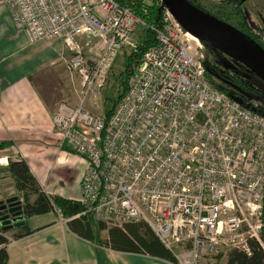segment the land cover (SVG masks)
I'll use <instances>...</instances> for the list:
<instances>
[{"label": "built area", "instance_id": "built-area-1", "mask_svg": "<svg viewBox=\"0 0 264 264\" xmlns=\"http://www.w3.org/2000/svg\"><path fill=\"white\" fill-rule=\"evenodd\" d=\"M2 2L31 40L61 39L71 53L79 102L58 104L52 124L62 145L87 163L75 216L144 224L174 258L169 264H206L224 248L250 255V241L264 253V115L209 82L204 45L161 0H143L156 6L152 21L146 7L138 14L119 0ZM137 26L154 44L126 92L109 116L88 109L87 101L99 107Z\"/></svg>", "mask_w": 264, "mask_h": 264}, {"label": "crops", "instance_id": "crops-1", "mask_svg": "<svg viewBox=\"0 0 264 264\" xmlns=\"http://www.w3.org/2000/svg\"><path fill=\"white\" fill-rule=\"evenodd\" d=\"M70 56L61 39L33 41L18 30L0 0V143L11 145L0 151L7 153L0 159L7 161L9 154L23 159L46 196L78 202L87 163L62 145L52 124L58 105L37 87L39 80L66 65ZM75 215L65 219L52 209L26 219L30 233L18 239L8 237L7 264H169L154 255L92 243H108L115 232L132 244L134 235L144 238L152 233L144 224L104 226L90 216Z\"/></svg>", "mask_w": 264, "mask_h": 264}, {"label": "trees", "instance_id": "trees-1", "mask_svg": "<svg viewBox=\"0 0 264 264\" xmlns=\"http://www.w3.org/2000/svg\"><path fill=\"white\" fill-rule=\"evenodd\" d=\"M121 3L132 6L138 14H141V9L146 7L149 10V17L146 18L147 21H152L157 16V9L155 4L145 5L143 4V0H119ZM199 9V7H198ZM202 10V9H200ZM204 12V11H203ZM228 11H223L220 13L222 20H216L218 25L225 31L230 32L236 39L244 42L245 34L244 31H247V27L245 25L240 24L235 28H232L228 25ZM211 15V14H210ZM212 16V15H211ZM154 44L152 35L149 31L146 32V37L141 40L135 48L130 52V54L125 59V69L124 73L126 74L125 80L123 81V86L120 95L117 98V101L127 90V82L128 78L132 72V68L134 64L137 63L139 57L145 52L149 47ZM205 48L214 53L215 51L207 44L203 43ZM215 54V53H214ZM204 67L206 72V77L209 82L218 90L225 92L232 99H235L228 92L227 86L221 82H218L214 77L216 75L223 77L226 80L231 81L234 84L239 85V87L246 92H250L252 95L259 97L264 100V93L258 89L248 88L246 83L244 82V77L237 76L232 73L230 68H223L217 63L216 59L212 60H204ZM252 75V74H251ZM253 76V75H252ZM238 100V99H237ZM116 101V102H117ZM239 101V100H238ZM115 102V103H116ZM241 104L247 106L248 108L264 115L261 111V108L250 104L248 100L243 99L240 101ZM114 103V104H115ZM113 104V106H114ZM112 106V108H113ZM112 108L106 111V116H109ZM11 145L9 142L0 143V151L9 148ZM7 165L0 168L2 171L8 174V176L13 180L15 189L21 195V210H22V220L23 224L21 226L15 227L13 230L14 233L9 234L12 239L21 238L23 235L29 234L30 230L27 226L26 219L36 216L46 214L52 209L59 211L63 218H69L75 214H78L82 211V206L79 202L66 200L64 198L54 196L48 197L45 193L42 192L40 187L38 186L35 178L30 173V170L23 159L19 160H11V158H7ZM34 197L32 201L31 198ZM3 206L2 200H0V207ZM1 212V210H0ZM263 222H264V203H263ZM130 224H125L124 227H127ZM105 226V224H104ZM104 226H99L98 229L103 228ZM19 231V232H18ZM8 231L0 228V264H7L8 255L5 249V245L8 243V237L5 236V233ZM262 235L264 237V227ZM92 243L100 245L104 248H109L113 250H123V251H131L139 254H149L154 255L168 263L174 262V258L172 255L163 247V245L159 242L157 238L152 233H146L144 238H140L134 235L132 240V244L126 237H120L117 233L112 232L110 234V241L108 243H102L100 240H93ZM250 255H246L245 253L238 251L236 249L229 250L226 254V259L224 264H264V253L260 246L255 241H250Z\"/></svg>", "mask_w": 264, "mask_h": 264}, {"label": "rangeland", "instance_id": "rangeland-1", "mask_svg": "<svg viewBox=\"0 0 264 264\" xmlns=\"http://www.w3.org/2000/svg\"><path fill=\"white\" fill-rule=\"evenodd\" d=\"M257 20L258 22H261V19L259 17L257 18ZM146 32L147 30L144 27L137 26L132 35L128 38L127 43L119 52L113 64V67L107 76L105 84L100 91V96L96 98V102L99 107H92L91 103L87 101L85 103V106L88 109L94 112H102L103 114H105L106 111L112 108L113 104L117 101V98L121 93L123 81L126 77V74L124 73V61L126 57L130 54V52L134 49V47L146 37ZM77 43H80V41H78ZM204 54V60H212L214 58L217 60V63L220 65V67L231 68L234 71L240 72L238 71L237 65H235V63H233L232 60L228 59L227 57H218L216 54L208 51L205 48ZM67 63L66 65H61L55 68L54 73H52V76H45L37 82V87L42 93V95L47 99L51 98V103H53L54 106L60 103H65L67 105H76L79 102V78L75 75L73 71L67 68ZM253 84L255 87L263 90L262 85H260L258 82H253ZM250 104L261 108V111L264 113V100L260 98L251 99ZM6 154L7 153L1 152L0 157H3ZM8 158H11V160L18 159L16 157L13 158V154H9ZM4 162L7 163V161ZM5 163H0V168L6 166ZM13 198L15 201L19 202L21 200V195L15 189L13 180L8 176L7 173H5V171H2L0 169V200H2L3 205L6 206L8 204L6 203L7 199ZM11 232L13 231L5 233V236H10L9 234H11ZM228 251L229 250L227 248H224L223 251L219 253L216 258L206 261V264H223Z\"/></svg>", "mask_w": 264, "mask_h": 264}, {"label": "water", "instance_id": "water-1", "mask_svg": "<svg viewBox=\"0 0 264 264\" xmlns=\"http://www.w3.org/2000/svg\"><path fill=\"white\" fill-rule=\"evenodd\" d=\"M180 26L202 44L209 45L225 57L234 60L255 74L264 83V52H258L249 45L236 39L230 32L223 30L214 17L190 4L187 0H161ZM235 100V99H234ZM236 101H238L236 99ZM240 102V101H238ZM241 103V102H240ZM10 216L0 217V226L14 223L13 227L23 224L21 201L7 199ZM5 205L0 207L4 210ZM12 227L11 225L3 229Z\"/></svg>", "mask_w": 264, "mask_h": 264}, {"label": "flooded vegetation", "instance_id": "flooded-vegetation-1", "mask_svg": "<svg viewBox=\"0 0 264 264\" xmlns=\"http://www.w3.org/2000/svg\"><path fill=\"white\" fill-rule=\"evenodd\" d=\"M190 4L195 7H199L205 13L211 14L212 17L216 20H222L220 13L223 11H228L230 14L228 16V25L232 28L237 27L240 24L245 25L247 27V31H244L245 34V44L249 45L251 48L258 52H264V0H187ZM261 19V22H258L257 18ZM257 23V24H256ZM205 48V46H204ZM206 49V48H205ZM214 50V49H213ZM215 54L219 56H224L220 52L214 50ZM229 59V58H228ZM231 60V59H230ZM235 65L238 67V71H234L230 68L231 72L236 74L237 76L244 77V82L246 83L248 88H255L264 93V83L251 71H249L246 67L241 65L240 63L232 60ZM253 76H252V75ZM218 82L223 83L227 86L228 92L231 96L238 99L239 101H243V99H247L248 102L251 99L259 98L252 95L250 92L243 91L239 85L232 83L229 80L224 79L221 76L216 75L214 77ZM253 82H258L262 85V89H259L254 86ZM9 204L6 205V208L0 212V217L2 216H10L8 213ZM5 231H12L16 229L13 227L14 223L4 224L0 226V228Z\"/></svg>", "mask_w": 264, "mask_h": 264}, {"label": "bare ground", "instance_id": "bare-ground-1", "mask_svg": "<svg viewBox=\"0 0 264 264\" xmlns=\"http://www.w3.org/2000/svg\"><path fill=\"white\" fill-rule=\"evenodd\" d=\"M191 36H192V38H193L194 40H196V38H195L193 35H191ZM0 163L4 164V160H3V159H0Z\"/></svg>", "mask_w": 264, "mask_h": 264}]
</instances>
